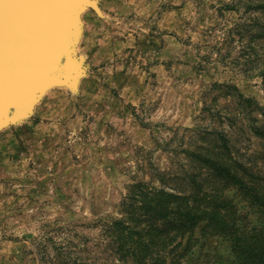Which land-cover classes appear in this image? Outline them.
I'll use <instances>...</instances> for the list:
<instances>
[{
  "label": "rangeland",
  "instance_id": "obj_1",
  "mask_svg": "<svg viewBox=\"0 0 264 264\" xmlns=\"http://www.w3.org/2000/svg\"><path fill=\"white\" fill-rule=\"evenodd\" d=\"M80 1L0 111V264H264V0Z\"/></svg>",
  "mask_w": 264,
  "mask_h": 264
},
{
  "label": "water",
  "instance_id": "obj_2",
  "mask_svg": "<svg viewBox=\"0 0 264 264\" xmlns=\"http://www.w3.org/2000/svg\"><path fill=\"white\" fill-rule=\"evenodd\" d=\"M81 7L80 0H71L70 7L60 0H0L1 105L20 108L27 87L47 75L48 85L58 79L64 56L59 41L68 38L58 29L60 17Z\"/></svg>",
  "mask_w": 264,
  "mask_h": 264
},
{
  "label": "bare ground",
  "instance_id": "obj_3",
  "mask_svg": "<svg viewBox=\"0 0 264 264\" xmlns=\"http://www.w3.org/2000/svg\"><path fill=\"white\" fill-rule=\"evenodd\" d=\"M60 2H62V4L64 5V6H68V7H70V2H69V0H60ZM74 10H70L69 12H67L66 14H64L63 16H61L60 17V23L62 24V26H61V24H60V26L58 27V29H59V31L64 35V37H66L67 36V34H68V30H67V25H66V21H67V18L72 14V12H73ZM72 15H74V14H72ZM71 15V16H72ZM71 16H70V19H71ZM69 22V21H68ZM71 24V23H70ZM68 26H70V25H68ZM73 35V34H72ZM67 39V38H66ZM66 39L64 38L62 41L60 40L59 41V44H62V47H61V51L63 52L64 51V47H65V45H66V42H68V41H66ZM68 46V45H67ZM43 51H44V53L46 54V49L44 48L43 49ZM65 52V51H64ZM44 54V55H45ZM56 68H58V64H57V66H56ZM55 68V69H56ZM54 69V70H55ZM53 72V71H52ZM52 72H50V73H52ZM50 73H48V74H50ZM48 77H49V75H47ZM45 77L44 79H42V80H38V81H36V82H34L33 84H31L29 87H27L26 88V90L24 91V92H22V94L20 95V99L18 100V102H17V105L18 106H22V105H25V103H26V101H27V99L29 98L28 97V95L30 94V92H32L37 86H40V84L42 85L47 79H48V77ZM49 81V80H48ZM45 83H47V82H45ZM44 83V84H45ZM45 87V86H44ZM40 88V87H39ZM42 89V88H41ZM36 93V92H35ZM35 95V94H34ZM29 101V100H28ZM12 106H10V105H1L0 104V111L2 110V109H4V108H11ZM22 110V109H21ZM2 112V111H1ZM0 117H1V115H0ZM2 117H4L3 115H2ZM3 119V118H2ZM0 120H1V118H0Z\"/></svg>",
  "mask_w": 264,
  "mask_h": 264
},
{
  "label": "trees",
  "instance_id": "obj_4",
  "mask_svg": "<svg viewBox=\"0 0 264 264\" xmlns=\"http://www.w3.org/2000/svg\"><path fill=\"white\" fill-rule=\"evenodd\" d=\"M223 171V175L226 176L227 178H231V180H234L236 181L237 183L241 184V182H239L240 180L233 176L230 171H228L226 168L225 170H222ZM171 206V205H170ZM178 207V206H177ZM177 207L175 206H172L171 209H169L168 211L164 212L163 214V218H167L168 215H170V212L171 210L173 209H176L174 210L173 214H178V219H180V222L179 224H181L182 226V229H184L182 232H181V236H184L186 233H191L193 228L196 226V223L194 222V217L196 216H191V214L189 212H180Z\"/></svg>",
  "mask_w": 264,
  "mask_h": 264
}]
</instances>
